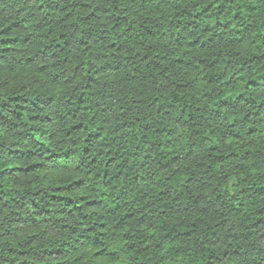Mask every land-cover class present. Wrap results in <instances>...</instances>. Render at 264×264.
Returning <instances> with one entry per match:
<instances>
[{
  "label": "trees",
  "instance_id": "obj_1",
  "mask_svg": "<svg viewBox=\"0 0 264 264\" xmlns=\"http://www.w3.org/2000/svg\"><path fill=\"white\" fill-rule=\"evenodd\" d=\"M0 264H264V0H0Z\"/></svg>",
  "mask_w": 264,
  "mask_h": 264
}]
</instances>
